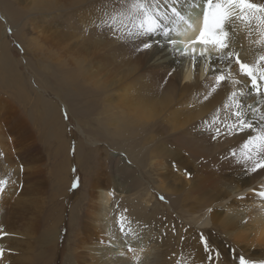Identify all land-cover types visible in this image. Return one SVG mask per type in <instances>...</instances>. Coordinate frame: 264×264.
Here are the masks:
<instances>
[{"label":"bare ground","instance_id":"obj_1","mask_svg":"<svg viewBox=\"0 0 264 264\" xmlns=\"http://www.w3.org/2000/svg\"><path fill=\"white\" fill-rule=\"evenodd\" d=\"M131 2L132 0H119V2L118 0H31L32 7L42 13L53 12L56 5L76 11L74 18L81 28L83 38L91 37V39H87L91 42V46L90 48L87 47L88 50H85L87 55L85 61L89 58L90 64L82 61L83 64L88 65V67L81 65L84 73V76H82L89 78L93 83L102 81L105 89L107 88V92L109 91L106 97L107 104L109 103L108 106H113L117 111L116 114L111 116L110 121H138L141 123L140 127L152 126L157 129L163 124V126L168 127L169 134L176 139L177 147L171 150L168 146H160V144L155 143L158 137L157 134L147 137L148 134L145 133V138H147H143L145 139V146L142 148L155 146L152 152H154V159L159 160L155 162L156 166L162 165V159L159 158L161 156L167 157L170 162L167 168L164 167V173L168 174L165 178L172 179L174 183L169 187L158 184L155 187L157 193H162L168 199L170 198L171 205L172 200L176 198L175 195L184 186H188L189 196L187 197L192 198L194 194H197L200 196V200L204 202V207L202 206L203 216L199 214L200 211L198 212L195 209V205L186 209L189 212V220L193 226L209 227L211 225V231L223 234L225 244H229L227 245L228 249L233 247L241 252L257 251L254 253H257L259 257H262L261 261H264V198L259 196V192L264 191V169L251 171L250 162L246 159L247 150L244 147L250 138L260 133V126L264 124V121H260L258 118L260 114H264V81L260 80L261 72L264 70V61L260 60V57L264 56V22L260 19L261 13L254 10L242 11L239 6H229L232 19L226 25L228 33L227 48L218 47L210 39L206 43H201L198 40L204 24L205 0H180L177 8L182 12L185 19L169 24L172 29L171 33H174L173 38L171 33L169 37L162 32H157L152 36L133 39L126 36L124 32H117L116 35H113L111 31L97 27L98 21L103 19L105 14H111L113 11L129 10ZM251 2L258 5L264 4V0H251ZM164 7L165 5L161 4V8ZM122 19L128 25V28H131L135 23L127 17ZM83 28L87 29L88 32H84ZM106 35L109 37H106ZM211 35L222 36L223 32L213 29ZM107 38L111 40V43ZM169 38L175 41L174 45L169 44ZM142 40L153 42L151 50H137L138 46H141ZM102 41L107 42L104 47H100ZM229 52L234 54L231 58L228 56ZM118 53L129 57V60L124 62L123 59L124 63L120 62L122 63L120 68H116L119 66L115 65L119 73L116 74L117 71L115 70L114 74V71L111 72L113 67L108 70L106 65L108 61L112 60L111 64L108 65L109 67L114 66L112 63L116 62L115 58H118ZM237 55L241 62L252 65L256 70L257 83L260 85L259 91L262 95H257L256 91L251 88L250 79L241 73L235 59ZM3 56L5 57L4 66L14 73L16 67L14 66L15 57L10 53ZM193 59V68H191L193 70L188 69L189 72L185 71L187 63ZM75 62L77 63V60ZM221 70L225 80L217 84L216 79ZM71 80L69 81L71 82ZM74 81L72 80V82ZM96 84L99 85V83ZM233 93H236V99L244 105L239 110L244 112L245 118L253 122L256 127L226 135L227 128L225 125H230L234 121L233 113L237 111L236 103L232 98ZM99 98L98 100H101V96ZM67 100L69 102L68 98ZM70 104L72 106L71 99ZM247 105L257 109V115H253L252 109L248 108ZM71 106H67L68 110L73 116L77 115L78 110L74 112ZM111 110L113 109L111 108ZM108 113L110 114V112ZM54 117L55 115L51 114V119ZM58 117L60 125L57 123L58 128L54 126L56 128L54 132L57 137H60L57 130L61 128V131H64V126L60 116ZM49 122L56 123L58 121ZM132 129L130 128L129 132ZM117 131L119 130L115 132ZM82 132L84 131L82 130ZM122 133L120 132V134ZM132 134L129 136H132ZM126 136L122 138L125 139ZM138 138L142 140L141 137ZM132 141H130V144ZM69 142L65 139V146ZM115 143L118 144V142ZM136 143L138 142L136 141ZM68 146H66L67 153ZM132 147L134 148V146ZM92 148L90 149L93 150ZM129 148L131 149V146ZM77 149H75L76 152ZM85 153L82 156H85ZM89 155L87 153L86 160L94 157L92 155V157H89ZM252 155L253 158H256L255 152ZM128 159L131 165L138 166L141 170L140 175H137V172L134 171L129 172L131 173L129 178L132 182L141 187L144 185V180H146L142 176L145 172L143 168L146 167L147 157L145 155L138 157V155L129 152ZM91 160L93 162V159ZM155 160H152V162ZM69 165L70 160L68 157L67 172H69ZM170 165L179 169H191L192 177L190 179L192 183L184 184L178 181H185V177L173 171V167ZM90 181L89 185L92 186L93 200L86 204L85 212L80 220L81 223L78 225L72 222L73 224L68 225V235L73 236V239L71 248L68 242L67 248L69 247L70 251L65 256V264H215L211 251L205 250L204 243L199 246L195 244L196 235L194 232L196 231L190 233L191 230L188 226L180 228L175 225L177 219L172 212L161 213L157 209H150L141 199L134 198V201L132 199L124 200L123 198V200L111 201L112 204H109V187H111L112 182H104L98 176L91 177ZM144 188L147 190L148 186ZM60 216L62 217V215ZM164 221L170 223L168 228L171 231L167 233L168 236L165 234L161 237L160 235L163 234L162 228L158 225ZM61 222L51 232L53 235L51 237L54 246L52 259L54 263L57 254H59L58 238L61 231H59ZM7 223V227L11 231L22 228V221L18 218L11 219ZM121 229H123V232ZM154 229H157V232ZM168 240L170 244H167ZM129 247L133 250L129 251ZM67 248H64V250H67Z\"/></svg>","mask_w":264,"mask_h":264},{"label":"rangeland","instance_id":"obj_2","mask_svg":"<svg viewBox=\"0 0 264 264\" xmlns=\"http://www.w3.org/2000/svg\"><path fill=\"white\" fill-rule=\"evenodd\" d=\"M75 13V10L57 5L54 6L53 12L42 13L32 7L31 0H0V181H4L2 185L3 192L0 193V249L3 250V255L0 256V264H65V256L70 251L69 247L67 248L68 242L71 248L73 239V236L68 235V225L72 222L78 225L81 223L80 220L85 212L86 204L93 200L92 186L89 183L91 177L96 176L104 182H112L111 187H109V204H112L111 201L123 200V198L124 200L132 199L134 201V198L141 199L150 209H157L161 213L172 212L177 219L175 225L180 228L188 226L191 230H189L190 233L196 231L194 232L196 235L194 242L197 246L203 243L201 236L204 237L207 241L208 250L211 251L214 257L215 264H240V257H244L248 261L254 259L253 261L260 262L262 257L254 253L257 251L241 252L232 246L228 249L227 245L229 244H225L223 234L211 231V225L209 227L192 225L189 220V212L186 209L195 205V209L198 212L200 211L199 214L203 216L204 202L200 200V196L197 194H194L192 198L187 197L189 196L188 186H184L175 195L176 198L172 200V207H170V198L168 199L162 193H157L155 187L158 184L169 187L174 183L172 179L165 178L168 174L164 173L170 162L167 157L161 156L159 158L162 159V165L156 166L155 162L158 159H154V152H152L155 146L150 145L151 147L142 148L145 146V139L152 134H157L158 139L156 138L155 143L160 144V146H168L171 150H174L178 143L169 134L168 127L163 126V124L157 129L146 125H143L146 127H140L141 123L138 121H120L122 124L119 121H110L111 116L116 114L117 111L113 106H108L109 103L107 104L106 97L109 91L107 92V88L105 89L102 81L97 82L95 79L94 85L89 78L83 77L84 73L81 65L83 62L89 63V58L85 61L87 58L85 50H88L87 47L90 48L91 46V42L87 40L91 37L83 38L81 28L74 18ZM83 30L88 32L87 29L83 28ZM173 34L171 33L172 38ZM106 37L109 36L106 35ZM107 39L111 43V40ZM105 44L107 42L102 41L100 47H104ZM6 53H10L15 57L14 66L16 67L14 73L4 66L5 57L3 55ZM117 57L115 60L118 63L114 61L112 63L114 66L109 67L112 60L108 61L109 63L107 62L106 65L108 70L113 67L111 72L114 71V74L118 70L116 68H120L122 63L129 60V57L122 53H118ZM76 60L79 64L75 62ZM190 62H188L190 65L187 63L185 71L193 68L194 59ZM86 64L83 65L88 67ZM118 73L119 71L116 72V74ZM68 77L69 79H67ZM73 78L76 80L74 81ZM70 79L75 84L72 80L70 82ZM96 83H99V85L97 86ZM98 94L101 96V100H98L100 99ZM70 99L72 100V106ZM96 100L98 101L95 102ZM68 105L74 109V112L78 110L77 115L73 116L70 113L67 108ZM88 105L91 107L89 108ZM88 108L89 110H87ZM51 114L55 115L53 119H51ZM58 116H60L64 126V131H61V128L57 130L59 136L63 137L62 139L57 137L54 132L56 130L54 126L58 128L57 123L60 125ZM49 121L58 122L51 123ZM130 128H133L131 132H129ZM116 130L119 131L115 132ZM120 132L123 133L120 134ZM135 132H138L139 135ZM131 133H133L132 136H129ZM145 133L148 134L146 138ZM116 135L120 138L117 139ZM124 136H126L125 139H123ZM138 137H141L143 141ZM114 138H116V141L112 140ZM65 139L70 141L69 146L66 145L68 146V153L64 143ZM131 139L135 140L132 141ZM129 140L132 141L131 144ZM136 141L141 144L139 145ZM27 142H31L33 145ZM115 142H118V144ZM76 143L82 147V151ZM75 149H77V152ZM84 151H88L89 157L94 156L91 158L93 162L88 158V161L86 160L87 153ZM129 152L138 155V157H143V155L147 157L146 167L143 168L145 172L142 176L146 180H144V185L141 187L135 185L129 178L131 171L137 172V175H140L141 172L138 166L130 164ZM83 153L86 155L82 156ZM80 156L82 157L80 158ZM68 157L70 160L69 172L66 170ZM80 159L82 162H80ZM152 160H155L154 163ZM170 166L177 174L185 177V181H178L184 184L192 183L190 179L192 177L191 169H179L173 165ZM143 186H148V191ZM161 197L164 199H161ZM17 218L22 221V228L11 231L7 227V222ZM60 222L59 254H57L54 263L52 260L54 253L53 235L51 232ZM163 223L158 225L162 228L163 234L160 235L161 237L171 231L168 228L170 223L168 221ZM154 231L157 232V229H154ZM167 244H170L169 240ZM64 248H67V250H64ZM21 257L25 259H21Z\"/></svg>","mask_w":264,"mask_h":264},{"label":"snow or ice","instance_id":"obj_3","mask_svg":"<svg viewBox=\"0 0 264 264\" xmlns=\"http://www.w3.org/2000/svg\"><path fill=\"white\" fill-rule=\"evenodd\" d=\"M119 2V0H118ZM180 0H132L130 9L126 11H113L111 14H105L103 19L97 23V27L107 29L116 35L117 32H124L129 38H139L145 36H152L157 32H162L164 35L170 37L172 29L169 24H174L177 21H184L182 12L177 8ZM161 4L165 5L162 9ZM206 7L204 9V24L203 29L198 37L199 42L206 43L210 39L218 47L227 48V30L226 25L232 19L229 6H239L242 11L254 10L261 13V21L264 22V4H256L251 0H205ZM124 17L131 21H135L131 28L123 22ZM223 32V35H211L212 30ZM169 44L174 45L175 41L169 38ZM153 47V42L150 40H142L141 46H138V51H149ZM234 54L229 52L228 56L231 58ZM236 63L239 65L241 73L246 75L251 81V88L256 91L257 95H262L259 91L260 85L257 83L256 70L250 64L241 62L239 56L235 57ZM264 61V56L260 57ZM225 77L222 73L217 76V84L222 83ZM260 80L264 81V70L260 75ZM207 98V97H206ZM232 98L237 106V111L233 113L234 121L225 127L227 128L226 135H230L236 131H244L246 129H253L256 125L249 119L245 118V113L239 109L243 107L241 101L236 99V93L232 94ZM252 114L257 115L258 110L252 108ZM260 121H264V114L258 116ZM219 131V129H218ZM247 150L246 159L250 162L251 171L255 172L258 169H264V124L260 126V133L249 139L245 144ZM255 152L256 158H253L252 153ZM4 181H0V193L3 192L2 185ZM75 187V185H74ZM259 196L264 198V191L259 192ZM161 199H164L161 197ZM123 232V229H121ZM201 240L205 245V250H208L207 241L201 236ZM133 249L129 247V251ZM3 255V250L0 249V256ZM240 264H264V261H248L244 257H240Z\"/></svg>","mask_w":264,"mask_h":264}]
</instances>
